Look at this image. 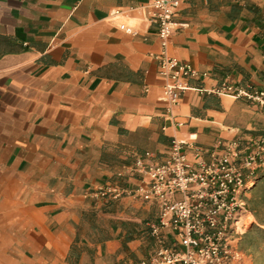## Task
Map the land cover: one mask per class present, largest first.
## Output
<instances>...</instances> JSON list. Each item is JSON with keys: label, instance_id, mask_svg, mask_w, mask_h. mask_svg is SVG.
<instances>
[{"label": "crops", "instance_id": "1", "mask_svg": "<svg viewBox=\"0 0 264 264\" xmlns=\"http://www.w3.org/2000/svg\"><path fill=\"white\" fill-rule=\"evenodd\" d=\"M151 1L0 0V264L149 260L158 206L98 189L137 186L136 160H163L174 139L264 136V106L215 91L264 89V0H181L167 54L208 75L170 111Z\"/></svg>", "mask_w": 264, "mask_h": 264}, {"label": "built area", "instance_id": "2", "mask_svg": "<svg viewBox=\"0 0 264 264\" xmlns=\"http://www.w3.org/2000/svg\"><path fill=\"white\" fill-rule=\"evenodd\" d=\"M180 2L152 0L147 5L148 20L156 25L161 47L156 55L158 76L163 81L160 99L169 111L179 105L182 93L190 88V79L208 75L167 54ZM121 13L116 9L111 15L116 19ZM117 27L136 34L123 22ZM215 91L264 106V89L251 85L240 87L225 80ZM195 138L172 140L161 161L136 160L135 170L142 177L137 186L124 190L106 185L97 191L113 197L127 193L158 206V223L151 230L158 248L149 260L133 264H228L239 255L232 250V242L244 222L246 191L264 166V136L248 141L241 136L219 139L208 150L196 145ZM187 149L192 150V158ZM164 230L173 233L179 247L165 245Z\"/></svg>", "mask_w": 264, "mask_h": 264}, {"label": "rangeland", "instance_id": "3", "mask_svg": "<svg viewBox=\"0 0 264 264\" xmlns=\"http://www.w3.org/2000/svg\"><path fill=\"white\" fill-rule=\"evenodd\" d=\"M245 195L244 222L232 242L239 255L228 264H264V166Z\"/></svg>", "mask_w": 264, "mask_h": 264}, {"label": "trees", "instance_id": "4", "mask_svg": "<svg viewBox=\"0 0 264 264\" xmlns=\"http://www.w3.org/2000/svg\"><path fill=\"white\" fill-rule=\"evenodd\" d=\"M257 186V183L254 184L253 188H255Z\"/></svg>", "mask_w": 264, "mask_h": 264}]
</instances>
